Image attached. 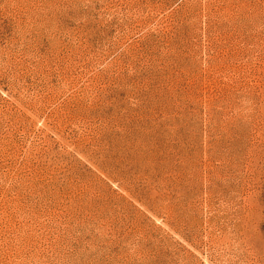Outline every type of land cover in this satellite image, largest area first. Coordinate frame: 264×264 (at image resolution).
I'll return each mask as SVG.
<instances>
[{"label": "rangeland", "instance_id": "obj_1", "mask_svg": "<svg viewBox=\"0 0 264 264\" xmlns=\"http://www.w3.org/2000/svg\"><path fill=\"white\" fill-rule=\"evenodd\" d=\"M0 264H264V0H0Z\"/></svg>", "mask_w": 264, "mask_h": 264}]
</instances>
